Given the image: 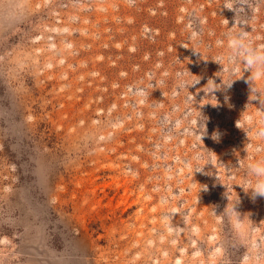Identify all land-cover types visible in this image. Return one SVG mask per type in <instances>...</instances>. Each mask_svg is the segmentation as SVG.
<instances>
[{
    "label": "rangeland",
    "instance_id": "1",
    "mask_svg": "<svg viewBox=\"0 0 264 264\" xmlns=\"http://www.w3.org/2000/svg\"><path fill=\"white\" fill-rule=\"evenodd\" d=\"M241 31L264 0H0V264H264Z\"/></svg>",
    "mask_w": 264,
    "mask_h": 264
},
{
    "label": "clouds",
    "instance_id": "2",
    "mask_svg": "<svg viewBox=\"0 0 264 264\" xmlns=\"http://www.w3.org/2000/svg\"><path fill=\"white\" fill-rule=\"evenodd\" d=\"M227 49L228 51L223 57H221V59H226L227 63L230 65L244 64L246 69L251 73L247 78L248 81L264 79V48L254 47L252 38L247 31H241L235 34L228 33ZM188 75L192 74L189 72ZM197 83H199V80H192L189 82L186 79H181L179 81V86L181 88H188ZM216 85L217 84L212 79L210 85H208L207 82L206 86L209 87L207 93H213L218 89L219 87H216ZM204 134H206V127L204 128ZM212 138L218 139V133H213ZM247 177L248 178L245 182L247 191L251 190L253 199L257 196L264 197V159L257 160L247 165ZM236 227L238 230L241 228L239 219Z\"/></svg>",
    "mask_w": 264,
    "mask_h": 264
}]
</instances>
